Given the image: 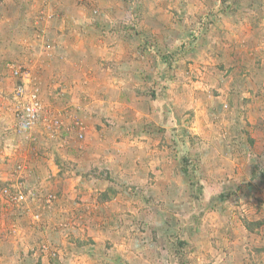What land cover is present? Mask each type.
Here are the masks:
<instances>
[{
    "label": "rangeland",
    "instance_id": "1",
    "mask_svg": "<svg viewBox=\"0 0 264 264\" xmlns=\"http://www.w3.org/2000/svg\"><path fill=\"white\" fill-rule=\"evenodd\" d=\"M76 36L120 90L94 159L52 55ZM0 264H264V0H0Z\"/></svg>",
    "mask_w": 264,
    "mask_h": 264
},
{
    "label": "crops",
    "instance_id": "2",
    "mask_svg": "<svg viewBox=\"0 0 264 264\" xmlns=\"http://www.w3.org/2000/svg\"><path fill=\"white\" fill-rule=\"evenodd\" d=\"M109 41L105 39L103 36L99 38H89L87 40L86 38L82 36H76L73 39V46L72 45H66L61 46V50L58 54L53 53V60L58 61L60 63H67L68 66L78 67L82 69V73H78L75 75H78L79 77H73L71 80V77L66 76V78L69 77V80L64 84L66 87L67 92H80L82 91L83 94L80 97V100H74L69 103V105L72 103V114H75L76 117H78L80 120H82L84 123H86V139H92L96 136H99L98 129H92L91 124L92 123H99L102 125L103 120L105 117H111V121H116L119 118H121L120 114H113L114 112L119 111L118 106L116 102H114L112 99L110 100V97L108 96V91H120L117 88L116 79L113 77L112 72H109L108 69H106L107 65H102L100 68H95L91 66L93 64V61L101 60L100 56H94L92 53L96 49L100 50H106L107 45L105 42ZM113 41V40H110ZM118 41V40H116ZM86 46L89 47L90 52L84 50ZM112 49V48H111ZM63 54V55H61ZM65 56V57H61ZM69 60V62H68ZM85 65V66H84ZM87 67H89L90 70H87ZM91 67L93 69H91ZM93 71V72H92ZM40 72H38L39 76ZM116 75V74H115ZM111 76V77H110ZM81 77H83V81L81 80ZM117 77V76H116ZM40 78V76H39ZM110 79L111 82H107V80ZM71 80V81H70ZM120 80V79H118ZM41 81L42 76H41ZM58 86H62V82H59ZM43 84V83H42ZM88 92H93L92 95ZM83 98V99H81ZM93 99V100H92ZM120 105L125 109V104L120 103ZM78 109L80 111H78ZM126 114V113H125ZM90 124V125H89ZM92 135V137H88V135ZM83 155L90 157L91 159L99 158L100 154V146L98 145V142L96 144L88 143V140L83 145ZM81 153V152H80ZM84 163V162H83ZM84 167H86L83 164ZM93 179L95 177L92 175ZM95 185V184H94ZM96 186V185H95Z\"/></svg>",
    "mask_w": 264,
    "mask_h": 264
},
{
    "label": "built area",
    "instance_id": "3",
    "mask_svg": "<svg viewBox=\"0 0 264 264\" xmlns=\"http://www.w3.org/2000/svg\"><path fill=\"white\" fill-rule=\"evenodd\" d=\"M11 69L18 80L15 88L16 97L22 101V106L19 113L18 130L21 134L31 133L37 126L43 114V102L40 96V89L35 83L32 84L30 73L12 66ZM78 135L80 138H83V131H79ZM35 199V191H19L14 196V200L21 205L28 203L31 200L35 201Z\"/></svg>",
    "mask_w": 264,
    "mask_h": 264
}]
</instances>
